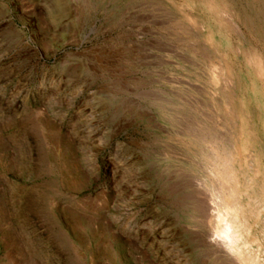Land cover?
I'll return each instance as SVG.
<instances>
[{
    "label": "rangeland",
    "instance_id": "374dc122",
    "mask_svg": "<svg viewBox=\"0 0 264 264\" xmlns=\"http://www.w3.org/2000/svg\"><path fill=\"white\" fill-rule=\"evenodd\" d=\"M252 263L264 0H0V264Z\"/></svg>",
    "mask_w": 264,
    "mask_h": 264
},
{
    "label": "bare ground",
    "instance_id": "6f19581e",
    "mask_svg": "<svg viewBox=\"0 0 264 264\" xmlns=\"http://www.w3.org/2000/svg\"><path fill=\"white\" fill-rule=\"evenodd\" d=\"M224 212V215L219 219L214 235L228 250L241 257L239 245L242 241V227L239 210L233 205H228Z\"/></svg>",
    "mask_w": 264,
    "mask_h": 264
}]
</instances>
